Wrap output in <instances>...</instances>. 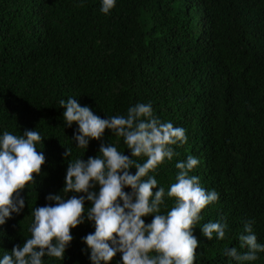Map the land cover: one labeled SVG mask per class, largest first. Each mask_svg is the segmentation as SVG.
<instances>
[{
	"label": "trees",
	"instance_id": "16d2710c",
	"mask_svg": "<svg viewBox=\"0 0 264 264\" xmlns=\"http://www.w3.org/2000/svg\"><path fill=\"white\" fill-rule=\"evenodd\" d=\"M99 9V0H0V132L27 128L47 137L37 149L41 174L22 190L24 210L0 225V256L30 236L31 208L62 189L64 146L82 154L68 139L77 126L64 125L59 105L71 96L101 118L151 102L162 121L186 130L188 142L173 146L179 156L156 179L167 189L177 160L199 159L192 174L219 193L200 223L223 217L229 228L222 241L193 228L196 264H235L223 250H239L245 221L264 243V0H117L110 15ZM109 140L116 138L106 129ZM99 143L91 140L82 158L95 156ZM70 231L64 260L44 264H90L81 238L93 227ZM253 264H264V253Z\"/></svg>",
	"mask_w": 264,
	"mask_h": 264
},
{
	"label": "clouds",
	"instance_id": "9594fccd",
	"mask_svg": "<svg viewBox=\"0 0 264 264\" xmlns=\"http://www.w3.org/2000/svg\"><path fill=\"white\" fill-rule=\"evenodd\" d=\"M99 3L107 16L117 0ZM59 105L64 109V125L77 126L68 139L82 154L73 157V147L64 146L67 168L62 189L47 194L43 206L31 208L30 236L22 246L4 252L0 264H44L45 257L63 261L73 240L70 230L86 222L94 231L81 238L86 245L81 252L87 251L90 264H110L117 254V264H196L194 227L199 226L209 241L214 236L217 241L226 238L229 225L223 217L200 223L202 210L215 204L219 193L205 189L199 176L192 174L200 164L197 157L189 154L175 162L177 171L167 189L156 179L159 167L179 156L175 148L188 142L183 127L162 121L151 102H136L124 114L106 118L71 96L60 99ZM106 129L115 142H104ZM43 138L47 137L36 129L0 132V225L25 208L22 190L34 186L33 174L40 175L45 163L43 151L37 150L43 148L38 147ZM91 140L100 142L98 153L85 160ZM121 140L123 149L118 148ZM130 169H135L134 174ZM167 201H172L171 207ZM149 216L146 223L143 218ZM253 223L245 221L243 232L237 234L239 250L236 246L223 250L235 264H253L264 253Z\"/></svg>",
	"mask_w": 264,
	"mask_h": 264
}]
</instances>
